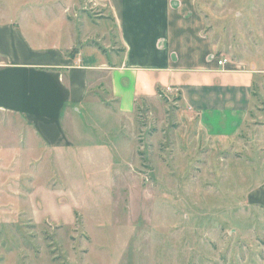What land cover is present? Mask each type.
<instances>
[{"label":"rangeland","instance_id":"374dc122","mask_svg":"<svg viewBox=\"0 0 264 264\" xmlns=\"http://www.w3.org/2000/svg\"><path fill=\"white\" fill-rule=\"evenodd\" d=\"M33 1L0 0V26L37 46L74 30L104 59L121 53L106 7ZM198 6L218 59L258 72L245 124L210 139L168 91L120 115L102 73L80 117L63 120L67 146L0 112V264H264V210L250 202L264 183V0Z\"/></svg>","mask_w":264,"mask_h":264},{"label":"crops","instance_id":"0c3cea01","mask_svg":"<svg viewBox=\"0 0 264 264\" xmlns=\"http://www.w3.org/2000/svg\"><path fill=\"white\" fill-rule=\"evenodd\" d=\"M81 1L108 9L121 53L104 59L87 48V35L79 38L74 30L63 38V46H37L19 24L0 26V112L21 117L48 148L67 146L63 120L80 117L91 86L102 85V73L120 115H130L138 101L168 91L177 93L198 116L208 138L227 139L238 133L252 107L258 72L244 66L235 70L229 63L218 66L217 45L206 33L200 0ZM260 36L264 43L261 11ZM253 197L250 202L264 210V183Z\"/></svg>","mask_w":264,"mask_h":264},{"label":"built area","instance_id":"2783aa9c","mask_svg":"<svg viewBox=\"0 0 264 264\" xmlns=\"http://www.w3.org/2000/svg\"><path fill=\"white\" fill-rule=\"evenodd\" d=\"M218 66H225L227 64V60L220 59L217 61Z\"/></svg>","mask_w":264,"mask_h":264}]
</instances>
